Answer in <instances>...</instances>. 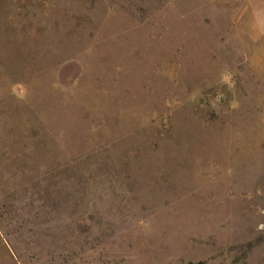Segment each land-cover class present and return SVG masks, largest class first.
<instances>
[{
	"label": "rangeland",
	"instance_id": "rangeland-1",
	"mask_svg": "<svg viewBox=\"0 0 264 264\" xmlns=\"http://www.w3.org/2000/svg\"><path fill=\"white\" fill-rule=\"evenodd\" d=\"M0 264H264V0H0Z\"/></svg>",
	"mask_w": 264,
	"mask_h": 264
}]
</instances>
